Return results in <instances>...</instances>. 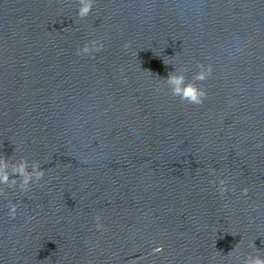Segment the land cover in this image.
Instances as JSON below:
<instances>
[{
	"label": "water",
	"instance_id": "obj_1",
	"mask_svg": "<svg viewBox=\"0 0 264 264\" xmlns=\"http://www.w3.org/2000/svg\"><path fill=\"white\" fill-rule=\"evenodd\" d=\"M79 3L0 0V156L46 172L3 185L0 264L264 256V0ZM177 71L203 103L171 94Z\"/></svg>",
	"mask_w": 264,
	"mask_h": 264
},
{
	"label": "clouds",
	"instance_id": "obj_2",
	"mask_svg": "<svg viewBox=\"0 0 264 264\" xmlns=\"http://www.w3.org/2000/svg\"><path fill=\"white\" fill-rule=\"evenodd\" d=\"M96 0H80L78 16L80 18L88 17L94 8ZM104 48V44L99 40H92L89 43L84 44L82 48L77 50L78 55L94 54ZM199 71L194 76L193 80H203L205 78L204 68L202 65L198 66ZM168 86L171 89V94L173 96L179 97L181 101H187L189 104H201L205 98V91L199 89L194 83L189 82L184 75L183 71H177L176 73L170 74L166 79ZM29 161L22 157L19 161L14 164H9V158L0 156V191L3 190V185H8L10 188L19 187L23 192H28L33 184L39 182L43 179L46 172L40 167V164L32 163L31 171L29 170ZM216 169H210L211 173H215ZM18 177V178H12ZM215 183V181H214ZM234 188L228 187L227 179L219 180V192L223 197L229 191H234ZM243 194H248V189H243ZM18 205L15 203H10L9 215L15 218L17 215ZM101 216H96V228L98 230L104 229V224L101 222ZM255 246V244H254ZM256 247V246H255ZM154 252L159 253L162 251L161 247L153 249ZM234 251L229 254L234 253ZM228 254V255H229ZM244 264H264V256L248 254L247 258L244 260Z\"/></svg>",
	"mask_w": 264,
	"mask_h": 264
}]
</instances>
